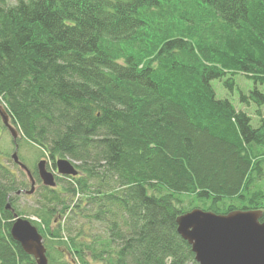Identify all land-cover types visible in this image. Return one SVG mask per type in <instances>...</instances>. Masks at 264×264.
I'll use <instances>...</instances> for the list:
<instances>
[{"label": "trees", "instance_id": "1", "mask_svg": "<svg viewBox=\"0 0 264 264\" xmlns=\"http://www.w3.org/2000/svg\"><path fill=\"white\" fill-rule=\"evenodd\" d=\"M238 73L256 123L211 86ZM0 103L53 168L76 166L63 191L32 174L82 264H198L176 229L194 207L264 219V0H0ZM19 189L0 164V264H36L10 234Z\"/></svg>", "mask_w": 264, "mask_h": 264}, {"label": "water", "instance_id": "2", "mask_svg": "<svg viewBox=\"0 0 264 264\" xmlns=\"http://www.w3.org/2000/svg\"><path fill=\"white\" fill-rule=\"evenodd\" d=\"M0 119L16 141L19 132L10 123V117L0 104ZM17 143L11 158L26 174L30 188L25 193L32 194L35 179L29 168L19 161ZM57 175L76 176L78 170L67 158L55 160ZM37 175L42 185L56 187L55 173L48 170L46 160L36 164ZM20 191H17L19 193ZM6 209L12 213L10 234L31 255L36 264H48L42 236L32 222L16 213L10 203ZM178 234L188 242L198 264H264V219L261 209H234L227 213H215L194 207L178 215Z\"/></svg>", "mask_w": 264, "mask_h": 264}, {"label": "rangeland", "instance_id": "3", "mask_svg": "<svg viewBox=\"0 0 264 264\" xmlns=\"http://www.w3.org/2000/svg\"><path fill=\"white\" fill-rule=\"evenodd\" d=\"M9 4H13L16 2V0H8ZM225 78L222 79H214L211 81V86L215 92V96L217 98H227L237 109L245 110L248 114L252 116L253 123L257 122V117L254 114V105L251 104V106L247 107L244 103L240 102L239 100V92L242 91L244 93H247L252 87L253 83L251 80L247 79L242 74H236L234 76V86L232 90L229 88H226L223 84ZM23 140V141H22ZM264 149V148H263ZM13 151V144L11 142V139L9 137L8 132L5 130L4 125L0 121V164L7 167L16 177L18 180L23 182V188L28 189L29 184L26 179V177L23 175V173L19 170L18 166L12 161L10 158V154ZM18 155L22 162L33 172L36 163L41 159H47V169L52 171L56 174V168H53L50 164V161L46 156L43 155V153L40 151V149L27 142L24 139H21L19 142L18 147ZM67 180V179H65ZM64 181H60L57 183V191H63L62 187L63 185L67 184ZM45 194L44 189L38 188L34 193L32 194H26L25 192L13 195L14 196V208L16 212L27 219H29L36 227L38 226L42 232L44 233V237L42 236L43 244L46 245L47 249L50 251V257L56 261L64 260L69 262L70 264H82L80 260L75 257L76 255H73L72 252H68L64 248L63 239L67 236V232L65 230L62 231V237L61 238H55L53 237L48 231L49 229L52 230V228L57 227V222H64L66 218V215L60 216V212L54 213L52 216H44L41 211V205L43 204L42 195ZM195 200L189 197L184 198V206H188L190 204H197ZM57 209H60L58 207ZM67 214V213H65ZM37 224V225H36ZM97 224V223H96ZM92 224L90 226V232L92 234L99 233L100 228L98 225ZM37 227V229H38ZM88 227V225H87ZM87 231V228H86ZM87 235V234H86ZM60 251V253H57V251ZM63 254V255H62ZM58 263V262H56ZM89 264H104L100 260H93L89 259Z\"/></svg>", "mask_w": 264, "mask_h": 264}, {"label": "flooded vegetation", "instance_id": "4", "mask_svg": "<svg viewBox=\"0 0 264 264\" xmlns=\"http://www.w3.org/2000/svg\"><path fill=\"white\" fill-rule=\"evenodd\" d=\"M1 121V120H0ZM10 123L12 124V122L10 121ZM4 128H5V130L8 132V134H9V137H10V139H11V142H12V144H13V151H12V153L15 151V144L17 143V145H18V147H19V142H20V138H19V136L16 138V141H14L13 140V138H12V136H11V134H10V132H9V130L7 129V127H5L4 126ZM18 147H17V155H18ZM12 153L10 154V158H11V155H12ZM12 159V158H11ZM18 159L21 161V159H20V157H19V155H18ZM12 161H13V159H12ZM14 162V161H13ZM15 163V162H14ZM16 165H18L17 163H15ZM47 164H48V162H47V159H46V166H47ZM29 188H30V186H29ZM29 188L28 189H26V188H23V189H19V193H17V191L15 192L16 194H20V193H23V192H26L27 190H29ZM36 190V189H35ZM35 192V191H34ZM33 192V193H34Z\"/></svg>", "mask_w": 264, "mask_h": 264}, {"label": "bare ground", "instance_id": "5", "mask_svg": "<svg viewBox=\"0 0 264 264\" xmlns=\"http://www.w3.org/2000/svg\"><path fill=\"white\" fill-rule=\"evenodd\" d=\"M12 195H16V193L14 192Z\"/></svg>", "mask_w": 264, "mask_h": 264}]
</instances>
